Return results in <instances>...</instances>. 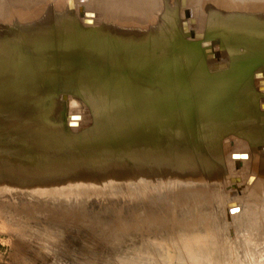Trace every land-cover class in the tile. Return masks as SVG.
<instances>
[{"label":"rangeland","instance_id":"374dc122","mask_svg":"<svg viewBox=\"0 0 264 264\" xmlns=\"http://www.w3.org/2000/svg\"><path fill=\"white\" fill-rule=\"evenodd\" d=\"M90 1L0 0V264H264V59L223 106L217 79L255 56L212 25L200 45L191 1ZM133 1L144 26L128 29L117 16ZM93 29L154 36L155 61L166 47L167 124L161 111L143 123L119 109L105 74L126 72L107 58L63 62L85 36L96 41ZM192 49L209 77L203 107L188 81Z\"/></svg>","mask_w":264,"mask_h":264},{"label":"bare ground","instance_id":"6f19581e","mask_svg":"<svg viewBox=\"0 0 264 264\" xmlns=\"http://www.w3.org/2000/svg\"><path fill=\"white\" fill-rule=\"evenodd\" d=\"M190 1L194 4V7L196 8V17H195L196 21L193 20L192 24L195 23L197 32L194 36H197L198 40H200L199 41V43H201L200 45H202L201 41L203 39L204 33L207 31V30H204L205 32L202 33L201 29L205 28V25L207 24V25L213 26L211 28L212 32L213 31L217 32L221 36H230V38L235 39L236 41L240 40L242 42L241 44L243 46V51L245 52L246 49L248 50V57L252 58L253 55L255 56V60L252 59L253 62L251 59H248V63L249 62L251 63H249L247 69L244 70L243 66L242 67L240 66L242 64L239 65L240 68H242V71L240 69H238L239 70L238 71L237 68L235 69V67L237 66L235 67L233 66L234 68L231 67V69L233 68L237 71H234L233 69L231 70L229 68V70H227V72L231 71L230 73L228 72L229 74H227L225 71H222V73L225 72L227 75L223 73V75H221V77L217 79V84L219 82L223 84L221 86H218V88L222 89V92H223L220 95V100L223 106H226L227 105L226 103H228V106H229L233 104V102H237V100L242 98V97L237 98L236 96H234L237 93L236 87H238V84L244 85L243 82L246 81L244 80V78L246 79L248 76L252 75L253 73L261 71V70L255 71L254 68L261 58L264 59V11H260V12L254 11L253 8L251 11L244 10L243 8L244 10L243 11V10H240V8L238 9L237 5H239L238 3H240L241 5L242 4L244 5V4H250V3L257 2L258 5L260 6L259 8H262L264 10V0H180V3L182 6L184 5L189 6ZM90 2L92 4L94 3L92 0ZM150 2L155 4L154 3L155 1L152 2L151 0L148 2V4ZM134 3L135 2L133 1L130 5L126 6L128 8L124 10L122 9L123 11L121 10V12L118 13L119 14L118 16L114 14L115 16L118 17L117 19L115 18V16H113L115 19H117V22H119V24L117 23L118 25H121V26L128 25V29L129 27L136 28V26H138L137 28H141L144 26L140 20H142L143 18L142 16L145 17V14H143L142 12H141L142 14H140L138 11L139 6H137ZM96 4H93V5H96ZM235 4L236 6H234ZM259 8H256V9H259ZM79 9H81L83 12L82 18L84 17V22L85 20L89 21L90 20L89 17H91L93 14L95 15V13H93L94 11H92L91 13L89 12L90 10L89 11L84 10L83 7H79ZM118 11L116 10V14ZM109 14L110 16H112L111 13ZM184 15L187 16L186 19H188L189 16H191L190 13H188L187 11L184 12ZM113 17L112 19H114ZM120 19H121V23L123 22L122 24H120ZM85 23L89 24V23H92V21L85 22ZM114 24L115 26H117L116 23ZM259 26H261V28ZM183 27L185 30H187V25H184ZM96 30H94V36H93V38L96 39V41L94 40L92 41V38L85 36L86 40L78 48H69L65 50L63 62H68L69 60L74 65L75 63H77V57L80 56L84 58L83 64L89 67V66H92V60L86 59L87 56L97 57L100 59V61H102L101 59L103 57L107 58L109 63L118 65V67H121V69H123L124 72H126L124 76L119 74L120 70H113L110 72V75L109 73L105 74L107 77H110V81H109L108 87L104 88L103 91H106L107 93L111 91L113 94L112 97L114 96V98H117V99L122 97L123 99L122 105H120L119 109L122 111L127 110L136 122L139 121L137 119H141L142 120L141 122L143 123L146 121L152 120V119L156 120L157 119L156 113L158 114L161 111V114L164 115L163 118L165 119V124H167V121H170V113H168V109H169L168 105L171 99L170 93H169V85L171 83L170 81L172 79L173 74H172V69H171L172 63L170 64V61H169L170 58L169 56H167L166 47H164L165 45L163 46L165 49V54L161 55V58L155 61L154 49H151L150 47V46H155L156 39L154 38V36H150V37H143V36L141 37L140 35L138 36L139 30H140L139 29L137 30L138 31L137 33H136V30H128L127 33L124 34L123 36L119 38H112V37H109L110 35H108L107 32L103 31L104 32L103 33L102 31H99L101 29H99L98 31ZM141 30L145 32L143 29ZM133 34H135L136 36H132ZM216 36H219V35H216ZM251 36H254L253 39H251ZM80 42L81 41L79 40V43ZM77 50H78V53L75 52ZM182 52L184 54V50H182ZM234 52L236 51L234 50ZM73 53L75 54L73 55ZM211 54H212L211 56L218 55L216 51L211 52ZM196 55H197L196 51L192 49L191 54H190L191 66H193L192 63L194 59L197 58ZM185 57L187 58V56ZM231 57H234V56H231ZM88 61H91V63H88ZM245 63H247V60ZM218 64L224 66L223 63H218ZM262 64L264 67V62ZM99 67L102 70L106 68V66L104 67L103 63L101 62H99ZM193 68L196 73L193 75L194 80H189L187 77H184V82H186L187 79L188 81H191L190 86L197 89V96H198L197 102L203 107L205 106V102H203L202 98L206 97L209 91L208 84H207L209 83L208 82L209 77L205 72L204 66L200 67L199 65H195V67L193 66ZM183 71H184V76H185V67L183 68ZM65 81H68V79ZM259 83L260 84L264 83V81H260ZM66 87L68 86L66 85ZM155 88H157L159 92H154ZM259 88L263 89V87L261 86ZM241 94H243V92H241ZM209 96L213 97L212 92L209 93ZM63 100H66V101L68 100V94L63 95ZM261 100L264 101V98ZM66 101H64V104L66 103ZM155 103L160 105L158 111L155 110ZM159 118H161V116ZM180 118L181 116H179V119ZM262 131L264 132V130ZM164 136L166 137L167 133L164 134ZM254 136L248 135L249 140L253 141L257 139L256 137H258V135H254ZM160 141L163 146L164 144H166L164 148L167 149L168 148L167 147L168 146L167 137L161 138ZM135 156L137 157V154ZM140 156L142 155L140 154ZM147 156L149 155H146V157ZM142 157L145 158L144 156Z\"/></svg>","mask_w":264,"mask_h":264},{"label":"water","instance_id":"95a60500","mask_svg":"<svg viewBox=\"0 0 264 264\" xmlns=\"http://www.w3.org/2000/svg\"><path fill=\"white\" fill-rule=\"evenodd\" d=\"M79 10H80V11H79V15L82 16V15H83V12H82L81 9H79ZM185 17H187V16H185ZM85 22H91V21H90V20H89V21L85 20ZM215 65H216V64H215ZM218 65H219V64H217V66H218ZM219 66H220V67H223L222 65H219ZM213 68H214V67H213V65H212V67H210V69L213 70Z\"/></svg>","mask_w":264,"mask_h":264}]
</instances>
